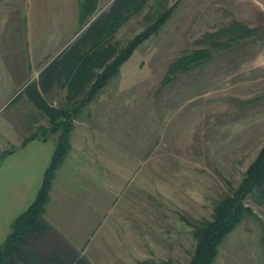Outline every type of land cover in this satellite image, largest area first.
<instances>
[{"label": "rangeland", "instance_id": "374dc122", "mask_svg": "<svg viewBox=\"0 0 264 264\" xmlns=\"http://www.w3.org/2000/svg\"><path fill=\"white\" fill-rule=\"evenodd\" d=\"M99 1L94 15L78 24L77 31H70L68 38H76L82 31L87 33L93 22L110 12L116 0ZM142 3V9L119 24L112 38L104 37L108 31L101 30L104 22L99 24L101 29L98 27L89 36L96 43L100 41L104 49L111 46L118 52L155 23L166 9L175 6L164 25L142 42L107 82L112 81L109 90L113 83L119 84L118 95L113 87L112 96H121L127 106L142 102L138 104L140 110L123 112L121 128L126 139H134V146L141 148V157L150 163L141 193L150 191L158 195L155 205L153 200L146 199V193L144 199L136 200L137 208L152 210V232L148 226H142V237L148 241L150 234L156 236L157 247H145L142 239L141 248H133L134 260L131 261L132 256H123V260L130 259V264H160L168 260L188 264L195 251L196 226L213 218L215 206L239 186L264 145V0ZM32 28L34 31L38 24L31 25ZM69 44L68 49L74 47L81 55L72 70L80 80L79 69L83 73L84 64L100 51L97 46L85 50L80 36ZM197 51H207V57L188 71L171 73L177 61L193 58ZM93 66L94 79L87 92L106 65L99 67L94 59ZM39 78L35 72L31 81L38 82ZM67 86L69 91L70 84ZM23 88L14 101L0 105V124L14 117L18 108L27 110ZM80 90L76 89L73 95L82 97V103L87 92L81 96ZM62 91L67 89L62 87ZM54 108L67 109L64 105ZM39 116L31 118V123L26 121L24 131L20 117L16 119L19 130L24 132L20 139L24 141L36 134L39 138L55 135L57 142L58 132H51L55 125L50 117L47 115L45 122ZM263 197L262 188L245 200L252 213L225 238L214 264H264ZM130 250L125 249L128 253Z\"/></svg>", "mask_w": 264, "mask_h": 264}, {"label": "crops", "instance_id": "0c3cea01", "mask_svg": "<svg viewBox=\"0 0 264 264\" xmlns=\"http://www.w3.org/2000/svg\"><path fill=\"white\" fill-rule=\"evenodd\" d=\"M83 1L0 0V105L14 101L21 87L28 105L27 110L18 108V116L0 124V157L15 148L0 164V248L11 233L13 222L35 201L56 149L55 135L47 140L36 138L25 145L20 139L26 121L31 123V118L40 115L48 122L30 94L38 92L53 107L73 108L81 104L82 98L73 95L74 91L81 89L82 96L93 83L87 81L95 70L92 61L85 63L84 76L70 83L81 55L74 47L68 49L69 41L79 36L82 40L81 34L86 32L76 38L68 37L82 24ZM99 4L100 1L98 7ZM33 24H38L34 31ZM86 40L85 50L91 46ZM35 72L40 75L38 82L31 81ZM111 82L76 116L69 154L56 172L43 214L59 238L82 251L91 264H130L128 261L134 260L133 248H141L145 240L142 226L152 229L151 208H137L136 200L144 199L143 193L154 205L158 199L150 191L141 193L150 163L141 157V148L134 146V139H126L121 128L123 112L140 110L142 102H132L129 107L121 96L113 97L118 95L119 84L113 83L109 90ZM62 87L67 91L63 92ZM18 117L21 131L16 123ZM151 236L145 240L147 248L157 247L156 236ZM128 248L129 253L125 251ZM123 256L132 257L126 262Z\"/></svg>", "mask_w": 264, "mask_h": 264}, {"label": "trees", "instance_id": "16d2710c", "mask_svg": "<svg viewBox=\"0 0 264 264\" xmlns=\"http://www.w3.org/2000/svg\"><path fill=\"white\" fill-rule=\"evenodd\" d=\"M144 1V0H143ZM142 0H116L108 14L103 18H98L93 22L88 32L82 36L83 40L89 38L90 34L103 23L101 30L107 29L104 37L107 35L112 38L113 34L119 28V24L128 20L131 16L138 13L144 6ZM99 0H84L80 5L81 23L84 24L87 17L94 15ZM175 6L166 9L155 23L148 26L140 34L131 39L127 45L116 52L115 47L104 49L97 39L96 43L92 36L89 38V44L97 46L99 53L91 57L93 62L96 59V65L105 66L102 73L96 79L95 84L86 93L84 101L78 107L67 108L60 111L48 104V102L38 92L31 93V98L38 109L44 111L51 122L55 125L51 132H58L56 149L52 160L45 172L43 184L38 192L35 201L22 213L12 224L9 237L0 248V264H91L86 258L80 255V251L60 239L55 229L43 218L45 208L50 199V191L53 180L58 168L63 164L69 154L71 143V133L74 126V120L79 113L78 108L85 105L88 100L103 88L107 82L119 72L120 66L127 61L133 52L154 33H156L173 12ZM107 38V37H106ZM196 56L184 58L175 63L171 73L188 71L195 63L199 64L207 57V51H197ZM108 56V58H106ZM196 57V58H195ZM106 59V61H105ZM111 60L106 64L107 60ZM194 59V60H192ZM192 60V61H191ZM196 61V62H195ZM83 63L80 65L82 66ZM85 65V64H84ZM84 70V68H83ZM84 76L82 69L79 74ZM93 72L88 76V80L94 78ZM72 74V72H71ZM169 76L167 79L170 80ZM72 82H76L78 77L72 74ZM43 133H47L44 131ZM39 138L33 135L23 141L25 145L28 141ZM46 140L47 137L41 138ZM15 150L13 147L2 153L1 160L9 152ZM264 189V145L258 156L249 166L241 183L231 194L226 195L216 206L212 219L202 220L194 230V239L196 242L195 251L188 264H214L219 255L220 246L225 238L235 229V227L248 214L252 213L250 207L245 204V200L257 190ZM264 198V197H263ZM146 264V263H145ZM160 264H181L172 260L161 262Z\"/></svg>", "mask_w": 264, "mask_h": 264}]
</instances>
